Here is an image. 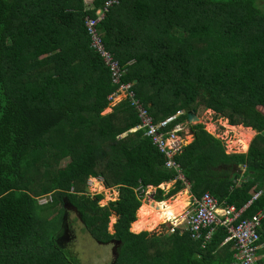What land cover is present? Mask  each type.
I'll return each instance as SVG.
<instances>
[{
    "label": "trees",
    "instance_id": "obj_1",
    "mask_svg": "<svg viewBox=\"0 0 264 264\" xmlns=\"http://www.w3.org/2000/svg\"><path fill=\"white\" fill-rule=\"evenodd\" d=\"M106 1L0 0V264H78L59 243L61 215L71 209L92 240L116 244L115 264H234L232 253L218 255L222 228L205 249L186 234L161 241L144 237L145 229L130 232L137 188H156L161 203L184 185L176 181L163 196L159 186L175 172L163 167L144 130L129 132L139 119L126 101L102 114L117 85L86 18L101 9L103 50L126 70L122 82L156 122L210 110L256 131L242 155L226 154L201 126L190 127L195 137L175 157L193 197L209 192L240 209L259 187L262 195L242 214L250 218L264 211V0H119L105 10ZM240 166L248 181L237 185ZM89 179L116 189L118 199L100 207L86 193ZM45 195L51 198L41 204ZM110 215L118 218L113 234ZM263 231L264 222L258 245Z\"/></svg>",
    "mask_w": 264,
    "mask_h": 264
},
{
    "label": "built area",
    "instance_id": "obj_2",
    "mask_svg": "<svg viewBox=\"0 0 264 264\" xmlns=\"http://www.w3.org/2000/svg\"><path fill=\"white\" fill-rule=\"evenodd\" d=\"M118 2L119 0L106 1L105 10L114 4H118ZM96 15V19L86 18V27L91 34L93 46L110 68L112 83L117 85L116 91L109 96V101L114 102L119 96L129 100L139 118L138 126L130 132L144 130L145 136L164 156L165 168L177 172L179 164L175 161V157L181 154L183 148L187 146L184 139L187 135L185 132L186 123L178 121L184 113L178 111L174 115L156 122L147 109L135 100V94L131 90L132 84L122 82L126 70L113 61L112 57L103 50L96 30L97 23L103 16L101 9L96 11ZM260 195L261 192L255 193L242 208L236 209L234 206L220 204L210 193H204L200 198L192 199L189 208L177 221H169L171 232H174L175 229H181L188 232L193 240H202L205 244L210 241L217 228H222L227 233L223 243L233 245L235 264H264V261L257 257L259 230L264 222V211H259L250 218H242L245 210Z\"/></svg>",
    "mask_w": 264,
    "mask_h": 264
},
{
    "label": "rangeland",
    "instance_id": "obj_3",
    "mask_svg": "<svg viewBox=\"0 0 264 264\" xmlns=\"http://www.w3.org/2000/svg\"><path fill=\"white\" fill-rule=\"evenodd\" d=\"M112 106L114 105L111 104V106L105 109L102 114L107 115L111 113ZM198 118H199L198 126H201L204 131L215 135L217 137L215 139L221 142L226 154H242L245 153V151L243 150H245L247 146L249 147V142H251L253 133L235 128L242 126H230L225 118L214 115V113L210 110L203 111L200 114V117ZM191 124H192L191 127H193L196 124V122H193ZM185 132L187 135L184 137V139L186 145H188L191 143L192 140H191L190 129L187 126ZM249 133H252L251 137ZM64 162L65 163L68 162V159H66V161ZM48 164L52 165V167L54 166L53 158H51L48 161ZM34 176L36 183L33 184L34 190L32 194H35V192L39 190L38 183L40 182L42 183L41 173L35 174ZM87 184H88L87 186L88 191L86 192L87 195L91 198L92 201L95 200L100 207H104L109 202H113L118 199V195H119L118 191L114 188H110V189L105 188L101 180L89 179ZM163 190L167 192L169 190V186L164 187ZM152 194H153V190H151V192L149 193V197ZM49 195H45L43 199H39L40 200L39 202L41 204L45 203L46 201L48 202L49 198H51ZM179 195L185 196L184 190L170 197L169 199L166 200V202L172 201L174 198H176ZM148 202L149 201L147 197L143 196L141 198V205L136 211V215H135L136 221L133 223L132 227L130 228V232L138 235V233H135L132 230V228L136 230L146 229L149 234L144 237L147 238L156 237L162 241L167 237L168 234L166 224L167 223L170 224V223L169 221L165 220V217H162L163 215L160 206L158 205L159 203H156L155 206H152V204H149ZM168 204L163 205V207L164 208L167 207ZM150 205L151 207H153V209H150ZM186 206L187 203L185 201L183 207ZM60 209L61 206L58 205L55 209H53V211L50 214L47 215L48 216L47 219H52L56 215H58ZM140 209L143 210V215L142 218L138 221ZM61 220L63 224V232L59 240V243L61 244L60 249L69 252L71 258L75 259L78 264H115V259L117 257L116 244L111 243L108 245H99L97 242L92 240L90 236H88L87 231L84 229V225L81 219L77 217V215L74 213L72 209L63 212L60 221ZM115 222H116V218L113 215H110L109 222L107 225L108 233L110 234L114 233L113 227ZM163 246H165V244ZM164 250H168V247H164Z\"/></svg>",
    "mask_w": 264,
    "mask_h": 264
},
{
    "label": "crops",
    "instance_id": "obj_4",
    "mask_svg": "<svg viewBox=\"0 0 264 264\" xmlns=\"http://www.w3.org/2000/svg\"><path fill=\"white\" fill-rule=\"evenodd\" d=\"M86 3H87V1H86ZM130 84V83H129ZM117 89V88H116ZM116 89L114 90V92L116 91ZM113 93V92H112ZM111 93V94H112ZM133 93L135 94V92L133 91ZM110 94V95H111ZM109 95V96H110ZM109 96H108V98H109ZM108 101H109V99H108ZM124 101H126L127 103H128V105H130V107H132L131 106V103L129 102V100H127L126 98H123V96H119L118 97V99H116L114 102H110L109 101V106H111V104L112 105H114V106H112V108L113 107H115V106H117L118 104H120L121 102H124ZM133 108V107H132ZM133 110L135 111V113H136V115H137V111L133 108ZM112 111V110H111ZM137 117H138V115H137ZM182 117V116H181ZM180 117V118H181ZM139 119V118H138ZM199 119V118H198ZM183 123H186V126L190 129V127H191V125L192 124H188L187 123V120L186 121H184ZM138 126V125H137ZM196 126H198V125H194L193 127H196ZM135 128V127H134ZM133 128V129H134ZM249 129L252 133H253V136H252V139H251V142H249V147L251 146V143L254 141V138L257 136V133H256V131H254V130H252L251 128H244V127H236V129ZM133 129H131V130H133ZM130 130V131H131ZM129 131V132H130ZM190 134H191V140L193 141V139H194V137H195V134H194V132L190 129ZM206 132V131H205ZM131 133V132H130ZM207 133H209V132H207ZM209 135L210 136H212V134H210L209 133ZM126 135L125 134H123V135H121V136H118L117 137V139H121V138H123V137H125ZM143 136L145 137V138H147V139H149L148 137H146L145 136V133L143 134ZM213 137V136H212ZM191 141V142H192ZM151 142V141H150ZM152 143V142H151ZM189 145V144H188ZM249 147L247 146V150L245 149V153H242V155H245V154H247V152H248V149H249ZM165 163V162H164ZM163 167L165 168V166H164V164H163ZM179 167V170L177 171V172H175V179L172 181V182H170V183H168V184H162V185H160L159 186V189L160 190H162L163 192H164V194H163V196L164 195H166L167 193H168V191L171 189V187L173 186V184L176 182V181H179V182H181L183 185H184V192H185V196L184 195H179L180 196V199H179V196H177L176 198H174L172 201H167L169 204H168V206L167 207H163V205H164V203H166V200L165 201H163V202H161V203H163V204H161V203H159L158 205L160 206V209H161V211H162V217H165V220L166 221H168L169 219H171V218H167L166 216V213L169 211V210H173V211H176V213H175V216L173 217V218H176V217H178V219L180 218V216L185 212V210L186 209H188L189 208V206H190V204L192 203V199H196V197H193L191 194H190V192H189V185L186 183V181H185V179H184V177H183V175H182V171H181V168H180V166H178ZM165 169H167V168H165ZM167 170H169V169H167ZM238 170H239V172H238V174H237V176H238V178H237V180H236V183H237V185H240V183L243 181V180H245L246 182L248 181V178H245V173H246V166H240V167H238ZM171 171H173V170H171ZM170 184V185H169ZM169 186V190L167 191V192H165L163 189H164V187H168ZM151 190H153V194L152 195H150V197H149V193L151 192ZM182 190V191H183ZM155 191H156V188H153V187H148V188H146V189H143V188H141V187H139V188H137L136 189V194H137V197H138V199L139 200H141V198L143 197V196H145V197H147L148 198V203L149 204H152V201H151V196H153V201H154V204H156V203H158V202H156L155 201V199H154V195H155ZM182 191H180V192H182ZM180 192H178V193H180ZM257 192H261V190L259 189V187H257V186H253L252 187V189H251V191L249 192V196H250V199L248 200V201H250L251 200V197L255 194V193H257ZM177 193V194H178ZM204 193H209V192H203L201 195H203ZM201 195H200V197H201ZM261 195H262V192H261ZM260 195V196H261ZM260 196H259V198H260ZM200 197H198V198H200ZM197 198V199H198ZM169 199V198H168ZM178 199V200H177ZM216 199V198H215ZM258 199V198H257ZM217 200V199H216ZM186 201V203H187V206L186 207H183V204H184V202ZM218 201V200H217ZM247 201V202H248ZM141 202V201H140ZM219 202V201H218ZM220 203V202H219ZM220 204H224L223 202L222 203H220ZM225 205H227V204H225ZM152 206H155V205H152ZM230 206H233V205H230ZM163 207V208H162ZM183 207V208H182ZM150 209H153V207H151V205H150ZM154 209H156V208H154ZM116 218V221L118 220V218L117 217H115ZM136 218V217H135ZM136 221V220H135ZM116 223V222H115ZM165 223V222H164ZM168 224V223H167ZM167 224H166V227H167ZM132 226V225H131ZM134 229V228H133ZM134 230H136V229H134ZM146 230V229H145ZM137 231H140V230H137ZM147 231V230H146ZM167 237L166 238H168L169 236H172V235H174L175 233H178V235H183V234H186L193 242H196V243H198L199 245H200V247H201V249H205L209 244H210V242L212 241V238L210 239V241L208 242V243H203V241L202 240H193L191 237H190V234L188 233V232H185V231H183V230H181V229H175L174 230V232H171V227L170 228H168L167 227ZM214 234V233H213ZM262 234H264V231L262 232ZM261 234V235H262ZM213 237V236H212ZM205 247V248H204ZM221 247V248H220ZM219 248V250H218V255H219V257L220 258H224V257H226L229 253H232V258H233V245L232 244H224V243H222V246H220ZM257 257H258V259L259 260H261V261H263L264 260V242H262L261 244H259V247H258V251H257ZM234 260V259H233ZM234 264H235V261H234Z\"/></svg>",
    "mask_w": 264,
    "mask_h": 264
},
{
    "label": "water",
    "instance_id": "obj_5",
    "mask_svg": "<svg viewBox=\"0 0 264 264\" xmlns=\"http://www.w3.org/2000/svg\"><path fill=\"white\" fill-rule=\"evenodd\" d=\"M193 122H196V124L195 125H199V119H198V117L195 115V113L193 112V111H191V112H189L188 114H187V123L188 124H191V123H193ZM197 122H198V124H197ZM212 136L214 137V138H217L215 135H213L212 134ZM88 191V188L86 189V192ZM91 199V198H90ZM151 201H152V204H154V201H153V196H151ZM93 202H95V200H93Z\"/></svg>",
    "mask_w": 264,
    "mask_h": 264
},
{
    "label": "bare ground",
    "instance_id": "obj_6",
    "mask_svg": "<svg viewBox=\"0 0 264 264\" xmlns=\"http://www.w3.org/2000/svg\"><path fill=\"white\" fill-rule=\"evenodd\" d=\"M249 134H250V137H251V134H252V133H249ZM243 137H244V136H243ZM246 138H247V137H246ZM247 139H248V138H247ZM245 141H246V140H245ZM152 205H155V204H152ZM170 220L173 221V222H174V221H177V220H178V217H176V218H171V219H169L168 221H170Z\"/></svg>",
    "mask_w": 264,
    "mask_h": 264
}]
</instances>
